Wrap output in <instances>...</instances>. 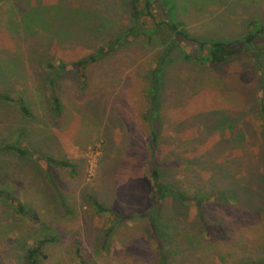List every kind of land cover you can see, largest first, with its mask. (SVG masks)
I'll use <instances>...</instances> for the list:
<instances>
[{"label": "rangeland", "instance_id": "rangeland-1", "mask_svg": "<svg viewBox=\"0 0 264 264\" xmlns=\"http://www.w3.org/2000/svg\"><path fill=\"white\" fill-rule=\"evenodd\" d=\"M176 2L177 19L205 41L264 26V0ZM130 19L125 0H0V147L26 153L0 154V191L25 211L3 193L0 264H24L44 238L55 242L43 246L40 264H82L77 248L86 264H264L259 53L247 52L257 48L208 65L186 59L179 50L193 47L179 41L159 58L167 89L157 157L189 198L168 195L149 219L145 93L161 41L123 44L84 77L74 66L125 39Z\"/></svg>", "mask_w": 264, "mask_h": 264}, {"label": "trees", "instance_id": "trees-1", "mask_svg": "<svg viewBox=\"0 0 264 264\" xmlns=\"http://www.w3.org/2000/svg\"><path fill=\"white\" fill-rule=\"evenodd\" d=\"M131 10L130 26L124 37L115 38V40H110L106 42L103 46L98 47L92 54L77 61L74 66L78 68L84 77V70H86L90 65L98 63L103 58L109 56L112 53L117 52L123 44H130L133 40L138 38H145L150 40L157 36L160 39L162 53L156 59V65L151 70L150 78L148 79L147 90L145 93L147 103L149 108L144 114V120L148 126L150 137L148 139L149 144V154L151 158V179H152V211L149 214H143L142 217H148L153 219L156 217L161 210L163 202L169 198L186 204L188 201L187 194L179 187L176 182H172V179L168 181L165 176V169L160 166L158 154V139L160 136V131L163 125V101L166 94V75L164 70L165 64L159 62V58L165 57V55L175 54L177 47L180 45L179 41L186 42L193 47L191 52L185 53L183 49L179 52L184 55L186 59H193L200 64L208 65H220L228 61L231 57L239 55L244 47L248 45H254L257 51L248 50L247 52L253 57L257 53L259 55L255 58L256 63L259 68V81L261 83V91L259 95V105L261 109V119L264 122V44L259 39V37L264 38V26L253 21L250 23V27L253 28L245 37L230 42H220V41H205L201 38L193 36L189 33L183 21L177 19V2L176 0H125ZM163 21L155 18V13H160ZM144 17H149L152 20V26L147 25ZM168 37H173L174 39L169 40ZM195 47V48H194ZM261 47V48H260ZM21 110L29 115L27 108L21 105ZM14 152L19 156H26L23 149L18 146H2L0 147V154ZM49 162H55L54 159L49 158ZM64 168L63 165H60ZM9 198L19 213H23L24 206L17 200H13L10 196L6 195L4 191H0V198ZM202 197V196H200ZM202 200V199H201ZM161 203V205H160ZM202 201H196L195 205L200 207ZM105 211H107L105 209ZM158 217V216H157ZM129 218V217H125ZM159 218V217H158ZM156 221V218H155ZM221 228H210V235L212 232H221ZM55 239L44 238L39 241L36 246L29 248L25 255L24 264H40L39 258L43 256L42 249L43 246L54 243ZM81 249H76V256L82 259V264H86L84 259L81 257ZM164 257V255H163ZM165 260V258H163Z\"/></svg>", "mask_w": 264, "mask_h": 264}]
</instances>
